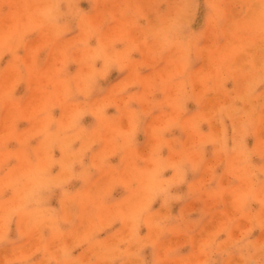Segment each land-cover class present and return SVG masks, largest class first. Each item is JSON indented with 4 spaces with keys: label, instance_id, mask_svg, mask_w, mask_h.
<instances>
[{
    "label": "clouds",
    "instance_id": "1",
    "mask_svg": "<svg viewBox=\"0 0 264 264\" xmlns=\"http://www.w3.org/2000/svg\"><path fill=\"white\" fill-rule=\"evenodd\" d=\"M81 2L0 0V62L8 58L0 67V111L9 110L13 131L25 118L16 88L34 85L40 97L33 126L20 134L16 151L0 135V251L12 252L2 264H192L181 246H162V240L191 238L207 216L223 211L218 206L225 200L231 213L200 243L198 264H230L233 258L264 264V241L251 238L264 230V0H87V10ZM201 11L203 25L194 31ZM73 26L78 36L66 39ZM33 36L40 38L38 46ZM226 37L243 49L242 58L231 52L213 56ZM204 40L211 41L209 47H201ZM44 49L55 53L56 68L42 80L38 56ZM204 53L213 71L199 75L193 57ZM146 69L151 77H144ZM114 71L129 73V79L109 88L105 82ZM233 78L239 90L206 110L208 93L221 92ZM189 105L195 112L189 113ZM86 116L94 126L83 123ZM153 117L159 122L150 125ZM211 122L219 128L215 134L207 127ZM146 129L152 144L142 155L139 137ZM176 131L191 133V143L172 135ZM258 132L250 148L249 137ZM97 145L102 147L94 152ZM209 149L223 165L209 163ZM101 171L106 181L98 186ZM204 172L207 180L189 184ZM74 182L80 190L71 188ZM116 188L125 196L110 216ZM56 196L60 206L54 208L50 201ZM192 200L211 207L198 215L153 213L157 201L170 209ZM85 214L89 227L77 233ZM116 218L126 224V236L98 240ZM145 226L150 243L140 235ZM234 229L240 230L236 239L230 235ZM26 238L36 243L25 248ZM81 245L88 254L74 255Z\"/></svg>",
    "mask_w": 264,
    "mask_h": 264
},
{
    "label": "rangeland",
    "instance_id": "2",
    "mask_svg": "<svg viewBox=\"0 0 264 264\" xmlns=\"http://www.w3.org/2000/svg\"><path fill=\"white\" fill-rule=\"evenodd\" d=\"M81 8L87 10L89 5L87 0H82ZM203 11L199 13L195 19V21L192 24V28L194 31H199V29L203 25ZM112 26H110L111 28ZM78 30L73 26V31L69 34V36L66 39H73L78 36ZM32 43L34 46H38L40 43V38L38 36L32 37ZM211 44V41L204 40L201 42V47L207 48ZM218 47L220 51L218 53H213V56L224 54L227 52H231V54L236 55L237 57L242 58L244 55V51L241 47L235 46L233 42L229 38H225L222 42L218 44ZM194 69L197 71L199 75H206L208 73H211L213 71V64L212 59L210 58L208 53H204L200 55L199 57L194 56ZM8 63V58L6 57L3 62H0V67L6 66ZM56 68V55L53 51L49 49H44L39 53L38 56V71L40 74L41 79H46L51 74L54 73ZM76 70V66L74 65L72 67V71ZM161 73L167 71L166 66L162 65L159 69ZM143 75L145 78L151 77L153 75V71L150 69H146L143 71ZM129 79V73L127 72H121V71H114L111 73L105 82L106 86L109 88H116L120 86V84L124 81ZM194 87L197 92H200L202 90V85L197 80L194 84ZM240 87V81L236 78L229 79L224 85L223 90L219 93L216 92H209L207 96V101L205 104V109L208 111L213 110L214 108L218 107L222 103H226L230 99V95L234 94L236 91L239 90ZM15 96L19 98L18 103L23 106V111L20 113L24 119H20L16 125H15V131H13L10 121H9V110L5 108L4 110L0 111V135H3L6 139L9 141V148L12 151H16L18 149L17 140L20 138V134L24 133L26 130H29L32 128L33 124L30 120L31 114L35 108L39 105V93L35 91L34 85L30 87L27 84H21L16 88ZM245 109H247L248 105H243ZM195 106L189 105V113L195 112ZM114 112V109L110 110V114ZM56 115L59 116L60 112L57 110ZM159 118L153 117L152 120L149 121V124L152 123H158ZM83 123L86 126H94L96 121L92 116H86L84 118ZM229 123V133L231 132V127ZM208 128L211 129L212 134H215L219 131L218 126L211 122L208 126ZM172 135H179L184 140L185 145H189L192 141V135L191 133L184 132L181 133L179 131L174 132ZM260 133L258 132L256 136L249 137V147H253L257 143V138L259 137ZM140 144H139V151L142 155H146L151 147L152 140L151 136L148 135L147 129L145 130V133L142 134L139 137ZM38 143V141H33V144ZM102 145H97L93 151L99 152ZM59 153H57V156ZM207 156L209 159L210 164H220L223 165V161L218 158H213L212 151L209 149L207 151ZM114 164L118 162V158L114 157L113 161ZM225 169L223 166L218 168L219 172H223ZM166 175H171V173H166ZM208 173L204 172L200 175L193 177L189 184H199L202 181L207 180ZM96 179V183L98 186H102L105 181L106 177L104 173L101 171ZM227 182V180L225 181ZM71 188L74 191L80 190L81 185L78 182H74L71 185ZM85 191L87 189H84ZM125 196V191L123 188H116V190L113 192L111 201L108 205V213L111 216L112 212L115 209V205L117 202H119L123 197ZM50 204L52 207L56 208L60 206L59 202V196L53 197V199L50 201ZM153 213L156 215H165V214H171L173 216L181 215V214H187L192 213L193 215H198L200 210L202 208L207 209L211 207L210 203L208 201H197L192 200L184 204H175L171 206V208H162L161 202L157 201L155 204H153ZM218 207H222V212H217L215 214H210L207 216L200 226V228L197 230L195 234L191 238L183 237V236H168L165 237L162 240V246L173 244V245H179L181 246L182 253L189 257L192 261V264H198V262L203 259V257L200 255L199 247L200 243L207 239L209 235L213 232H215L218 227L220 226L222 220L225 218L226 215L231 213V207L227 200L224 201L222 205H219ZM89 227V221L87 215H83L80 219V221L75 225V231L77 233L86 231ZM16 225H13V231H15ZM127 233V226L126 224L119 218L115 219V222L111 223L110 225L106 226L103 231L99 232L97 239L103 242L113 243L117 242L121 239H123L126 236ZM150 229L149 227H141L140 228V235L144 237H148L146 239V243L151 242V238L149 236ZM45 235H47V232L45 230ZM231 238L236 239L240 235L239 229H234L231 233ZM227 238V237H224ZM251 238L255 241H264V230L257 229L251 234ZM36 243L35 240L31 238H26L24 241H22V245L25 248H31ZM69 245L73 244V240L69 239L67 241ZM152 249L146 247L145 248V254L150 258L151 257ZM12 254L10 249H4L3 251H0V264H2V261L6 259L8 256ZM87 249L85 246L81 245L80 247H77L75 249L74 255L81 256V255H87ZM36 259H39L37 256ZM230 264H238V261L236 258H233Z\"/></svg>",
    "mask_w": 264,
    "mask_h": 264
}]
</instances>
